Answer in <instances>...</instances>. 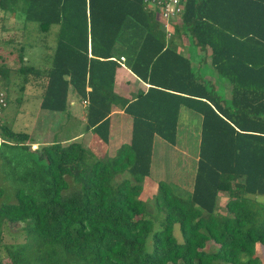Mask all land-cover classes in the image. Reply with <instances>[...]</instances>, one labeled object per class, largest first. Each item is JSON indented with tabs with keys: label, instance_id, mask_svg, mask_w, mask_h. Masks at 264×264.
Masks as SVG:
<instances>
[{
	"label": "trees",
	"instance_id": "1",
	"mask_svg": "<svg viewBox=\"0 0 264 264\" xmlns=\"http://www.w3.org/2000/svg\"><path fill=\"white\" fill-rule=\"evenodd\" d=\"M155 13L143 0H0V33L8 14L36 24L44 47L31 63L28 41H5L16 60L0 55V85L12 86V72L22 77L20 91L43 82L40 109L56 114L70 115L71 96L86 102L84 132L96 140L40 145L1 122L0 264H261L264 0H185L168 41ZM180 39L202 52V66L209 52L206 67L229 84V98L177 51ZM121 57L149 85L131 99L116 93ZM114 108L131 118L130 141L107 156ZM181 109L201 119L194 166L184 194L158 183L150 217L142 183L155 139L177 145ZM4 232L14 242H3ZM208 243L216 248L206 251Z\"/></svg>",
	"mask_w": 264,
	"mask_h": 264
},
{
	"label": "rangeland",
	"instance_id": "2",
	"mask_svg": "<svg viewBox=\"0 0 264 264\" xmlns=\"http://www.w3.org/2000/svg\"><path fill=\"white\" fill-rule=\"evenodd\" d=\"M5 17L6 19L3 25L7 31L0 33V55L5 57L9 65L14 64L16 53L12 52L10 47L4 45L5 41L13 39V41L23 44L27 41L30 43L29 52H27L28 48H25L23 52H25L26 59L31 63H36L40 61V59L42 60L44 47L40 45L39 38L37 34L34 33V31L37 30V25L34 23H27V26H24L20 19H15L8 14ZM57 30L58 27L53 26L49 33L47 45L50 47L53 46V48L56 44ZM10 81L12 86L9 89L5 88L8 103L1 121L13 131L31 133L35 142L42 145L51 143L54 140L60 141L70 134L72 135L82 129L79 113H77L76 116L73 115V119H68V116L64 113L56 114L40 109L43 82L30 81V83L24 86V90L20 91L19 88L22 86V77L12 72ZM211 82L220 81L217 76H214ZM17 99L20 100L17 101ZM74 108L75 111L78 112L80 105L77 103ZM186 112L188 113V110ZM189 113L193 116L192 120H190V124H186L189 125V127L185 128L189 136L180 137L179 134V140L176 146L167 144L159 137L156 138V148L152 161L151 174L142 183V191L139 196V199L146 205V211L150 217H154L153 214L155 213L154 194L157 193L158 183L163 182L170 184L174 190L177 192L180 191L181 194H184L183 190H187L185 186L186 171L190 172L192 165L194 166L193 161L195 160V154L197 155L201 121L199 115L190 111ZM182 116H184V114H182ZM182 124L183 121H181V125ZM125 132H127V129ZM89 140L92 141V137H90ZM117 146L118 144L116 142L110 143V151L115 150ZM36 147L37 145H34L31 148L35 149ZM106 155L113 156L114 151L113 153L108 151ZM227 200L226 194L219 195L218 207L221 211H223L222 208ZM161 218L162 216L160 215L157 217V220H161ZM154 228L158 229L159 224L157 223ZM174 236L178 242H182L181 233L177 225L174 227ZM3 242H14L12 235L10 236L8 232H4ZM214 248H216L214 244L208 243L205 250H214ZM255 254L259 257L261 264H264V246L257 244Z\"/></svg>",
	"mask_w": 264,
	"mask_h": 264
},
{
	"label": "crops",
	"instance_id": "3",
	"mask_svg": "<svg viewBox=\"0 0 264 264\" xmlns=\"http://www.w3.org/2000/svg\"><path fill=\"white\" fill-rule=\"evenodd\" d=\"M176 48L177 51L180 52L185 57H189L193 60L195 64V68L200 73V75L205 80H213L215 76V72L212 71L210 67H206V64L208 65L209 60V52L206 53V60H205V68L202 66V58L204 55H202V52L197 49L196 47L192 46L187 40H177L176 41ZM216 89L218 90V93L221 94L224 98H229V90L230 86L227 82L221 81V82H212ZM115 86H116V93H118L120 96L126 99H131V97L136 93V91L140 90L145 92L149 85L143 83L140 81L137 77H135L124 65V63L120 64V68L117 69L116 75H115ZM80 105V109L75 111V106ZM70 115L68 116V119L72 118L73 115L76 116L77 113H79V118L82 124V129L78 132H75L74 134H70L68 137L61 139V141H78L82 143L85 147H91L94 144H96V140L93 137L91 132L85 133V104L83 102H80L77 100L75 96H71L70 100ZM186 109H181L178 127H179V134L180 137H185L189 133L185 131V128L189 127L190 120H192L191 113H188L185 111ZM184 114V116H182ZM184 119V120H183ZM110 140L109 144L106 145V154L107 152L115 153V151L123 144H127L130 141V129H131V118L124 114L123 111H121L118 108H114L113 112L110 116ZM181 121H183V124L181 125ZM201 124V121H200ZM127 129V132H125ZM178 134V136H179ZM189 136V135H188ZM92 137V141L89 140V138ZM157 139H155L156 142ZM117 143L118 146L115 150L109 149L110 143ZM161 145V144H160ZM162 146V145H161ZM110 155V154H108Z\"/></svg>",
	"mask_w": 264,
	"mask_h": 264
},
{
	"label": "built area",
	"instance_id": "4",
	"mask_svg": "<svg viewBox=\"0 0 264 264\" xmlns=\"http://www.w3.org/2000/svg\"><path fill=\"white\" fill-rule=\"evenodd\" d=\"M185 0H143L146 9L154 10L157 21L161 30L165 34V39L168 41L173 34V28L180 25L184 13ZM124 63V58L119 59ZM86 104V102H83ZM7 108V94L3 86L0 85V124L2 115Z\"/></svg>",
	"mask_w": 264,
	"mask_h": 264
}]
</instances>
